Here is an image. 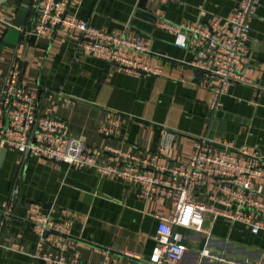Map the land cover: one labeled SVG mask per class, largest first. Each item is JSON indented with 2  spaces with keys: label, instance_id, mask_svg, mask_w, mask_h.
Returning <instances> with one entry per match:
<instances>
[{
  "label": "crops",
  "instance_id": "obj_1",
  "mask_svg": "<svg viewBox=\"0 0 264 264\" xmlns=\"http://www.w3.org/2000/svg\"><path fill=\"white\" fill-rule=\"evenodd\" d=\"M62 1L68 19L146 41L151 53L141 57L152 72L128 74L88 54L77 30L36 32L41 0H7L0 7V106L16 67V88L36 96L39 112L65 122L72 137L103 153L96 166L78 167L7 151L0 165V221L4 206L11 208L0 235V264H59L45 256L64 257L66 264H148L159 218L174 213L175 201L163 197V186L144 197L141 184L101 169L136 168L182 182L172 171L188 165L200 138L215 142V155L242 150L264 159V0L244 60L249 83H233L218 109L211 107L216 80L192 67L194 53L175 46V36L161 25L209 27L233 16L243 0ZM221 186L206 176L195 189V201L220 213L206 214L200 231L178 229L188 246L180 264H264V232L253 234L226 217L237 206ZM33 206L63 232L40 239L28 221Z\"/></svg>",
  "mask_w": 264,
  "mask_h": 264
},
{
  "label": "built area",
  "instance_id": "obj_2",
  "mask_svg": "<svg viewBox=\"0 0 264 264\" xmlns=\"http://www.w3.org/2000/svg\"><path fill=\"white\" fill-rule=\"evenodd\" d=\"M261 1L243 0L233 16L209 27L168 22L161 25L175 36V46L194 53L195 59L190 65L203 72L208 80H216V87L212 90L213 109L220 107V98L228 93L233 83H249L243 74L244 60L249 52L252 21ZM66 7L62 0H41L36 32L45 34L59 27L77 30L81 38L80 48L88 54L108 60L128 74L152 72L141 57L142 54L151 53L146 41L128 38L117 31L106 32L90 22L68 19L65 17ZM16 70L13 67L3 91L0 106V149L6 148L7 151L78 167L96 166L98 157L103 153L86 148L82 139L72 137L65 122L53 115L39 112L36 108V96L16 88ZM214 145L215 142L208 138L196 140L195 152L188 165L172 171L174 180L181 178L182 182L163 181L136 168L128 171L102 167L103 173H119L141 184L144 197L155 195L156 188L163 186L167 188L162 191L163 197L175 201L174 213L159 218L156 245L148 264H180L187 254L188 246L178 229L200 231V224L205 220L206 214L220 213L193 198L195 189L206 176L221 180V194L230 196L236 204L237 211L226 214L229 220L244 224L253 234L264 232V159L258 154L242 150L215 155ZM225 204L232 205L227 201ZM4 208L1 213L0 235L11 207L6 204ZM28 221L40 239H43L45 233L63 232V228L54 224L48 215L40 213L36 206L32 207ZM204 254L208 256L209 251L205 250ZM133 257L140 258L137 255ZM44 260L66 264L64 257L52 260L45 256Z\"/></svg>",
  "mask_w": 264,
  "mask_h": 264
},
{
  "label": "water",
  "instance_id": "obj_3",
  "mask_svg": "<svg viewBox=\"0 0 264 264\" xmlns=\"http://www.w3.org/2000/svg\"><path fill=\"white\" fill-rule=\"evenodd\" d=\"M7 0H0V7L6 2ZM7 153L6 148H1L0 149V165L1 162L3 161V158L5 156V154ZM30 157V156H29Z\"/></svg>",
  "mask_w": 264,
  "mask_h": 264
}]
</instances>
